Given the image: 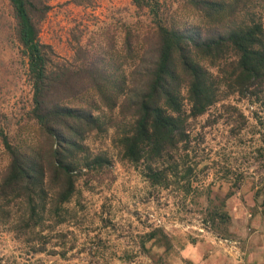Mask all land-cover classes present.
Returning a JSON list of instances; mask_svg holds the SVG:
<instances>
[{
	"label": "trees",
	"instance_id": "16d2710c",
	"mask_svg": "<svg viewBox=\"0 0 264 264\" xmlns=\"http://www.w3.org/2000/svg\"><path fill=\"white\" fill-rule=\"evenodd\" d=\"M6 1L32 91L21 118L0 124L8 159L0 166V223L13 220L19 234L36 235L48 213L63 224L78 179L109 165L89 146L91 136L112 129L114 145L151 190L175 188L194 200L204 188L198 178L204 136L194 122L215 109V120L246 126L239 101L264 110V0H131L134 20L79 43L71 60L41 39L50 5ZM257 120L263 125V116ZM244 181L241 173L232 187ZM222 206L207 209L213 225L227 218ZM156 234L168 238L156 228L146 241Z\"/></svg>",
	"mask_w": 264,
	"mask_h": 264
},
{
	"label": "rangeland",
	"instance_id": "374dc122",
	"mask_svg": "<svg viewBox=\"0 0 264 264\" xmlns=\"http://www.w3.org/2000/svg\"><path fill=\"white\" fill-rule=\"evenodd\" d=\"M42 1L51 10L41 39L68 60L79 43L92 42L94 34L112 25L120 32L123 22L135 18L131 0H92L87 6L73 0ZM10 12L8 2L0 0L7 23L0 32V124L17 122L32 101L22 49L10 32ZM121 36L117 33L119 43ZM235 104L249 117L248 125L215 120V109L193 124L195 133L204 136L198 138L204 168L199 183L210 186L211 193L203 188V196L193 200L175 188L151 190L114 145L110 129L88 139L94 154L110 163L78 179L63 224L48 213L36 235L28 236L17 232L13 220L0 223V264H197L183 255L189 248L203 251V258L223 254L226 264H264V259L250 257L264 246V122L257 120L264 110L246 100ZM7 163L0 141L1 168ZM241 173L245 181L233 188ZM221 206L227 218L213 225L207 209ZM156 228H163L168 238L156 234L146 241Z\"/></svg>",
	"mask_w": 264,
	"mask_h": 264
},
{
	"label": "crops",
	"instance_id": "0c3cea01",
	"mask_svg": "<svg viewBox=\"0 0 264 264\" xmlns=\"http://www.w3.org/2000/svg\"><path fill=\"white\" fill-rule=\"evenodd\" d=\"M193 249H186L184 252H183V255L190 259L191 261H193L194 263H197V264H226L227 263V258L226 256H224L223 254H220V256H218L217 254L216 255H208V257H202L203 256V251L202 252H199V253H193ZM256 257V259H264V246L255 251L254 254H251L250 257ZM255 259V258H254Z\"/></svg>",
	"mask_w": 264,
	"mask_h": 264
}]
</instances>
